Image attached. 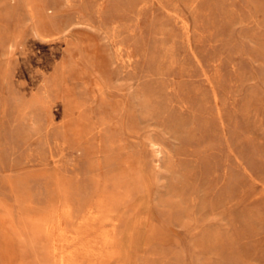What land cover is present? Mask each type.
<instances>
[{
    "label": "rangeland",
    "instance_id": "rangeland-1",
    "mask_svg": "<svg viewBox=\"0 0 264 264\" xmlns=\"http://www.w3.org/2000/svg\"><path fill=\"white\" fill-rule=\"evenodd\" d=\"M0 264H264V0H0Z\"/></svg>",
    "mask_w": 264,
    "mask_h": 264
}]
</instances>
